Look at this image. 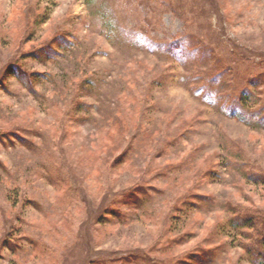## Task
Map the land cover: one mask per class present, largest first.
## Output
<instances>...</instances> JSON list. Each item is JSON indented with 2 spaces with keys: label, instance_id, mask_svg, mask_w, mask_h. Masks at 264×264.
Here are the masks:
<instances>
[{
  "label": "rangeland",
  "instance_id": "374dc122",
  "mask_svg": "<svg viewBox=\"0 0 264 264\" xmlns=\"http://www.w3.org/2000/svg\"><path fill=\"white\" fill-rule=\"evenodd\" d=\"M260 222L264 0H0V264H258Z\"/></svg>",
  "mask_w": 264,
  "mask_h": 264
},
{
  "label": "trees",
  "instance_id": "16d2710c",
  "mask_svg": "<svg viewBox=\"0 0 264 264\" xmlns=\"http://www.w3.org/2000/svg\"><path fill=\"white\" fill-rule=\"evenodd\" d=\"M238 108L240 107L237 106ZM258 219H256L255 217H253L252 219L249 218V220L246 221V223H244L245 227H254L258 221H256ZM261 229H264V223H261ZM262 237V240L256 239L254 245H252V247L250 248L251 250V255L257 258H260V261L257 262L258 264H264V233L259 234Z\"/></svg>",
  "mask_w": 264,
  "mask_h": 264
}]
</instances>
